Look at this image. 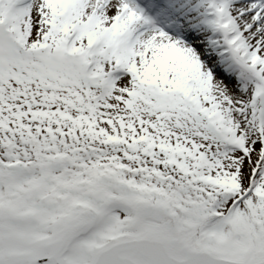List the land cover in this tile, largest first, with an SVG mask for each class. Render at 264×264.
Here are the masks:
<instances>
[{
  "label": "snow or ice",
  "instance_id": "1",
  "mask_svg": "<svg viewBox=\"0 0 264 264\" xmlns=\"http://www.w3.org/2000/svg\"><path fill=\"white\" fill-rule=\"evenodd\" d=\"M0 264H264V0H0Z\"/></svg>",
  "mask_w": 264,
  "mask_h": 264
}]
</instances>
